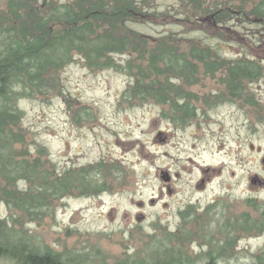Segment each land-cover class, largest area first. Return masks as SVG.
<instances>
[{
    "label": "rangeland",
    "instance_id": "obj_1",
    "mask_svg": "<svg viewBox=\"0 0 264 264\" xmlns=\"http://www.w3.org/2000/svg\"><path fill=\"white\" fill-rule=\"evenodd\" d=\"M12 1L19 3L0 0L5 29L18 21ZM137 1L146 16L120 31L144 36L149 51L165 42L169 65L191 50L194 58L164 82L144 79L145 98L126 94L137 66L98 70L78 54L44 75L45 88H27L30 96L16 88L12 102L22 142L4 135L0 224L9 223L12 234L25 233L35 249L55 252L67 263L205 264L210 257L218 264L264 262V230L257 225L264 222V30L242 13L225 15L214 27L203 12L210 7L226 14L229 1L238 11L246 0H200L202 10L189 0ZM257 1H246L243 12ZM28 4L34 8L35 2ZM113 57L126 65V55ZM244 62L257 65L260 77L231 83L223 65ZM156 90L164 102L153 99ZM167 97L190 106L186 120L169 112ZM46 172L62 194L45 196L29 216L15 209L8 193L21 200L31 189L39 199Z\"/></svg>",
    "mask_w": 264,
    "mask_h": 264
},
{
    "label": "trees",
    "instance_id": "obj_2",
    "mask_svg": "<svg viewBox=\"0 0 264 264\" xmlns=\"http://www.w3.org/2000/svg\"><path fill=\"white\" fill-rule=\"evenodd\" d=\"M38 1L34 0V8L29 6V0H22V2L19 0V3L12 1L11 5L18 9L11 7V15L16 17L18 21L9 25L8 29H5L3 22H0V162H2V153L6 148L2 146L6 143L4 138L6 132L14 135L16 143L21 144L22 142L20 130L16 128L19 115L13 111V94L19 92L16 88L20 87L29 96L31 94L26 91L27 88H45V83L49 79L44 78V75L67 65L71 62L74 54L81 56L87 67L98 70L114 67L128 72L137 66L138 73L135 75V84L129 88L126 94L135 91L144 98L146 90H143V86L147 85L143 84L144 79L150 83L160 80L164 82L168 79L167 75L177 73L176 71L180 74L183 67L190 64L185 60L190 62V59L195 56L194 51L191 50L187 54L189 58L181 54V63L169 65L164 63L165 42L158 43L156 49L149 51L146 47L150 44L144 36L133 32L131 29L120 31V28L123 29L122 26H126L133 18L138 19L146 16L142 15L143 7L140 8L137 0H70V2L67 1L69 3L60 5L50 3L48 0H44L41 5H38ZM189 1L193 5H197L199 10H202L200 6L202 1ZM246 1L243 6L246 5ZM20 2L22 3L21 7ZM229 5H231V1H229ZM229 5L225 9L226 14L212 10L210 7H207L203 12L208 15L206 18L212 21L211 24L214 27H218L217 25L225 15L226 17L236 15L233 17L236 18L241 17L238 14L242 13V17L245 19L256 18L255 25L264 30V0H258L250 13H244L243 6L239 8L238 5V11H234ZM5 17L10 16L6 15ZM215 22L217 23L215 24ZM15 24H18V29L14 28ZM9 31H11L9 37L5 39L4 34ZM134 54L136 56L132 58ZM114 55H126L128 57L126 65H117L114 61ZM171 55L172 53L169 54L168 60H171ZM138 56L139 58H136ZM204 64L207 65L208 63L204 62ZM209 65L212 66L213 64ZM222 68L227 71L231 77L230 82L233 84L240 82V78L244 81L256 80L262 73L261 69L251 62L224 64ZM50 81L56 82L55 79H50ZM152 85L154 84H151V87ZM162 94L160 90H156V93L152 95L153 99L160 103L164 102L166 98H163ZM166 103H171L170 113H179L185 120L191 113L188 109L190 106L181 103L178 98L171 101L167 97ZM172 120L177 121V118H172ZM18 167L21 169L20 164ZM31 169L34 170L33 167ZM9 170H11L10 175L14 174V168ZM46 176L47 172L44 175L43 192L39 195V199L32 195L31 189L28 193H23V196H18L21 200H17L11 193H8L7 199L11 205L29 216L28 212L34 213L33 208L40 205L45 196H60L63 191L57 186L58 182L49 181ZM52 182L55 188L48 191L46 186L49 187ZM7 205L9 206V204ZM247 225L246 222L244 226ZM257 225L260 231L264 230V222L257 221ZM9 226L10 224L7 222L0 224V263L74 264L63 261L59 254L48 249L43 250L41 247L35 249L25 233L12 234L7 229ZM244 230L247 231V228L244 227ZM230 242L231 239L229 245ZM172 261L175 262L176 260L172 259ZM165 264H169L168 261ZM205 264H218V262L210 257ZM256 264H264V262L258 259Z\"/></svg>",
    "mask_w": 264,
    "mask_h": 264
},
{
    "label": "bare ground",
    "instance_id": "obj_3",
    "mask_svg": "<svg viewBox=\"0 0 264 264\" xmlns=\"http://www.w3.org/2000/svg\"><path fill=\"white\" fill-rule=\"evenodd\" d=\"M217 156L222 157L223 153H219ZM217 174H220L221 176L223 175V166L221 165V167L219 168ZM213 176H215V174H209V178H212Z\"/></svg>",
    "mask_w": 264,
    "mask_h": 264
}]
</instances>
